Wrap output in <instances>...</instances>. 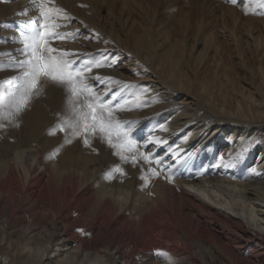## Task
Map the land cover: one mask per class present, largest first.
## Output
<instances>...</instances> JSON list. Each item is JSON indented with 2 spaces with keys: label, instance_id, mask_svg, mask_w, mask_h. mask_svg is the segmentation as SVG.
I'll return each instance as SVG.
<instances>
[{
  "label": "rangeland",
  "instance_id": "rangeland-1",
  "mask_svg": "<svg viewBox=\"0 0 264 264\" xmlns=\"http://www.w3.org/2000/svg\"><path fill=\"white\" fill-rule=\"evenodd\" d=\"M22 1L0 0V113H5L0 117V156H7L12 141L17 140L15 143L39 147L44 161H65L86 168L88 183L113 181L136 197L142 192L154 195L161 183L171 182L175 174L192 173L185 158L189 154L176 153L165 141L167 120H176L186 112L189 120L178 132L184 137L204 120L215 121L207 125L205 132H210L220 119H227L226 113L210 110L211 104L222 106L223 99L213 94L208 101L201 88L210 87L214 93L224 89L223 94H231L236 105L246 102L242 96H233L234 88L256 93L264 102V5L259 0H50L49 6L63 9L66 16L56 21L62 27L55 29L66 34L65 38L51 42L52 47L72 53L68 58L76 60L77 67L98 62L101 66L86 74L87 83L104 102L123 107L112 117L127 124L137 141V147L124 155L151 153L162 162L148 164L138 158L134 166L131 159L123 161L99 132L87 137L88 146L83 136L65 143L70 130L48 134L70 116L68 93L62 86L43 82L41 94L32 98L26 110L14 118L6 115L10 110V83L19 75L12 64L20 53L16 37L24 22L31 19L18 15L25 7ZM35 12L38 19L37 7ZM105 78L111 80L102 83ZM52 98H60L61 103L55 104ZM156 139L162 141L159 146ZM247 140L245 137V143ZM113 141L116 142L115 134ZM217 141L222 150L230 146L223 135L219 134ZM194 144L200 142L194 140ZM203 151L204 162L211 163L216 149L205 147ZM249 152L244 146L231 159L235 174H241L242 162L249 159ZM193 164L190 163L199 179H207L204 168ZM116 166L123 169L124 175L113 173L111 179L106 178ZM150 167L160 174L149 177L147 187H143L140 177L147 175ZM182 188L189 190L185 185ZM220 200L227 201L224 197ZM35 226L40 230V225ZM153 240L159 244L163 238L157 235ZM93 261L92 258L88 263Z\"/></svg>",
  "mask_w": 264,
  "mask_h": 264
},
{
  "label": "bare ground",
  "instance_id": "bare-ground-1",
  "mask_svg": "<svg viewBox=\"0 0 264 264\" xmlns=\"http://www.w3.org/2000/svg\"><path fill=\"white\" fill-rule=\"evenodd\" d=\"M22 3L26 21L37 19L34 0ZM220 90L200 89L208 101L213 94L223 99L210 107L227 116L213 131L205 132L215 121L204 120L180 137L186 112L167 120L165 141L189 154L192 173L175 174L154 195L136 197L113 181L88 183L86 168L44 161L39 147L12 141L0 156V264H264V102L234 88L246 102L236 105ZM219 134L230 141L226 151ZM244 146L250 157L235 174L231 159ZM205 147L216 149L211 163ZM194 161L207 179H199ZM157 235L162 243L155 244Z\"/></svg>",
  "mask_w": 264,
  "mask_h": 264
},
{
  "label": "snow or ice",
  "instance_id": "snow-or-ice-1",
  "mask_svg": "<svg viewBox=\"0 0 264 264\" xmlns=\"http://www.w3.org/2000/svg\"><path fill=\"white\" fill-rule=\"evenodd\" d=\"M230 2L236 3L237 0H230ZM259 2L264 5V0ZM34 3L39 9V18L26 21L16 37L17 42L22 46L18 51L23 59L15 58L12 61L13 67L19 70V75L10 83L12 88L8 104L10 110L6 115L14 118L26 110L32 98L41 94L43 82L47 81L64 87L70 104V116L63 118L50 129L49 135H54L57 131L70 130V137L65 139V143H71L72 138L83 136V143L88 146L87 137L99 132L102 139L106 140L111 148L116 149L114 155L119 156L121 160L131 159L135 166L137 159L140 158L148 164L155 162L159 165L162 160H156L151 153L139 152L138 156L131 157L124 155L125 152H131L137 147V141L132 138V129L127 124L115 121L112 117L114 111L123 110V107L120 105L113 107L110 102H104L101 96L96 94L94 87L87 83L89 77L86 74L101 65L96 62L77 67V61L68 58L73 55L72 53L52 47L51 42L62 40L66 35L55 31L62 27L56 21L66 18L64 10L49 6L50 0H34ZM18 15H27V11L20 12ZM110 80L111 78H105L101 82ZM4 115L5 113H0V117ZM114 134L116 142L113 141ZM149 142H152L151 139ZM161 143L159 139L155 140L157 146ZM113 173L124 175L123 169L116 166L106 174V178L111 179ZM159 174L157 169L148 168L147 175L142 174L140 177L144 181L143 187H147L149 177ZM171 178L169 175V181ZM78 231L82 230L78 229ZM169 264H172L170 259Z\"/></svg>",
  "mask_w": 264,
  "mask_h": 264
}]
</instances>
